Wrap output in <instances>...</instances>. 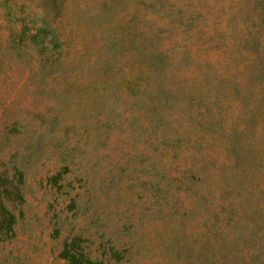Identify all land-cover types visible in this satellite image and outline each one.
<instances>
[{
  "label": "rangeland",
  "instance_id": "rangeland-1",
  "mask_svg": "<svg viewBox=\"0 0 264 264\" xmlns=\"http://www.w3.org/2000/svg\"><path fill=\"white\" fill-rule=\"evenodd\" d=\"M16 2L30 21L56 20L68 44L61 63L51 65L37 47L19 41V25L0 12V170L16 165L24 173L22 201L7 204L16 224L14 235L0 238V264H63L60 252L74 238L104 264H196L189 257L200 236L190 247L180 238L190 241L201 231L205 213L191 221V197L180 179L164 180L168 200L156 202L157 180H143L140 162L142 151L158 154L154 136L128 126L147 79L177 88L183 100L211 103L220 93L224 125L248 133L230 150L222 136L189 129L188 116L175 113L173 133L187 128L202 146L179 142L181 167L169 170L174 178L192 156L210 158L194 188L201 194L207 184L236 180L241 215L229 238L246 234L256 202L248 198V181L264 183V78L257 72L264 0H55L47 17L42 7L52 0ZM161 49L163 62L154 54ZM122 71L134 96L119 83ZM182 219L186 232L176 234Z\"/></svg>",
  "mask_w": 264,
  "mask_h": 264
},
{
  "label": "trees",
  "instance_id": "trees-1",
  "mask_svg": "<svg viewBox=\"0 0 264 264\" xmlns=\"http://www.w3.org/2000/svg\"><path fill=\"white\" fill-rule=\"evenodd\" d=\"M52 2L54 3L55 0H52ZM55 5L56 3L52 7H47L43 4L42 9L46 12L42 17H47L50 8L54 9ZM0 12L8 21L19 25V29L14 32L15 35L17 34L19 41L23 42L25 39L29 41L46 57L47 62L50 61L51 65L61 63L60 56L62 57L68 42L67 35H62L64 33L63 28L56 26V23H58L56 20L49 21L46 18H41L36 19L39 21H30V16L25 14L23 4H17L16 0H0ZM252 47L254 49L257 48L255 43H252ZM252 47L251 49H253ZM154 54H156L158 60L163 62L165 56L164 50L161 49ZM257 59H259L257 72L264 78V55L261 57L257 54ZM104 64L109 66L108 61H105ZM146 68L154 69L155 64H152L151 68ZM151 71L150 77L155 76L153 70ZM122 73L120 85L124 83L122 87L125 92L132 93L134 96L135 90L130 87L131 80L124 82L127 72L122 71ZM101 80L104 83L106 79L101 78ZM115 81L113 76L110 86ZM138 84L140 86V83ZM179 95L180 93L177 88L168 87L164 82L159 80L154 79L150 82L147 79L143 87H141L137 101L134 102V104L138 105V114L135 117L134 115L132 116V120L128 126H138L143 132L153 134L154 147L152 146V148H158V154L154 156L144 151L141 152L140 162L143 180H157L154 184V196L156 202H160L161 204L166 203L168 200L167 195L170 191V187L167 184H162V182L174 179L183 180L181 185L187 187L186 190L189 192L192 201L191 210L188 212L191 221L196 217L194 213L200 212V209H203L205 215L200 212L203 218L199 222L200 226H203L202 230L191 232L193 237L190 241L188 235L187 237L180 238V240L187 242L186 245L190 247L189 243H197L195 239H198L200 236L199 241L201 246L198 247L195 257L192 256V252L189 257L191 260L196 259V264H264V183H262V180L260 182L259 180L248 181L249 185L247 189L250 193L248 198H253L252 201H256L249 214H246L250 216L249 222L252 227L249 228L246 234H240L235 239H232L229 238L233 236L231 235V228L239 221V215H241L238 208V200H241L237 196L239 190V187H237L238 182L236 180H228L225 184H207L202 193H198L194 185L199 180L194 179L197 177L202 179L198 173L200 171L204 173L203 168L207 164L204 160L208 161L210 159L204 157V155L199 160H197V157L192 156L186 166L183 164V168L177 170L180 173L178 176L175 175L173 178L169 174V170H172L173 167H181L180 164H176L178 162V143L181 141L186 144L190 142L191 144L196 143L198 145L200 143L197 142L196 138L189 136L188 133L191 130L187 131V128L184 129V132L178 131V134L173 133V129L177 127L173 118L175 113L179 114L183 111L184 115L188 116L189 129L195 128L200 132L209 134L212 138L222 136L224 139L221 138V140L225 141L230 150L232 146L243 144L240 138L248 133L245 132L244 128H229V126L224 125V119L220 116V93L212 98L213 102L211 103H201L196 96L185 97V100H183ZM214 101L218 102L215 103ZM214 103L218 104L219 107L215 105L214 109ZM141 118H143V121ZM252 120H256L255 116L248 117L245 121L251 122ZM109 121L112 124L123 125L121 122ZM248 122L243 127L249 128ZM235 150L237 149L234 147L232 151ZM166 155L171 158L169 162L165 160ZM150 156L153 159H150ZM174 163L176 164L175 166H173ZM66 169V167L62 168V170ZM61 175L62 172H59L52 179L60 178ZM22 180H24V173L18 166H12V171L5 166L1 168L0 238L2 239L14 235L16 217L7 204L9 202L19 204L22 201ZM182 221L185 223L181 226L180 232L176 234H184L186 232V221L185 219H182ZM80 249L78 238H74L71 242H66L60 252V257L64 260L63 264H104L100 260L90 259Z\"/></svg>",
  "mask_w": 264,
  "mask_h": 264
}]
</instances>
